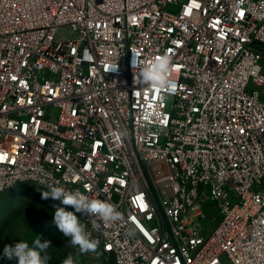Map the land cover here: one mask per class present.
<instances>
[{
  "label": "built area",
  "instance_id": "1",
  "mask_svg": "<svg viewBox=\"0 0 264 264\" xmlns=\"http://www.w3.org/2000/svg\"><path fill=\"white\" fill-rule=\"evenodd\" d=\"M20 184L115 205L79 213L114 264H264V0H0V198Z\"/></svg>",
  "mask_w": 264,
  "mask_h": 264
},
{
  "label": "clouds",
  "instance_id": "2",
  "mask_svg": "<svg viewBox=\"0 0 264 264\" xmlns=\"http://www.w3.org/2000/svg\"><path fill=\"white\" fill-rule=\"evenodd\" d=\"M133 53V70L135 82L149 89L167 90L172 93L175 90L174 82L169 79L172 71L171 57L164 54L154 57L150 62L142 61L138 53ZM117 66H114V69ZM163 99V97H162ZM43 199L59 200L63 206H70L74 211L66 210V207L53 205L55 212L52 223L67 238L70 243L79 248L81 254L96 252L99 241L92 238L91 232L81 223L76 213L98 217L105 224H113L123 221V215L115 205L100 199H93L79 191L66 190L58 184L48 185V189L41 192ZM50 241L35 239L30 246L28 242L20 241L15 245H5L3 258L15 260L16 264H48V248ZM62 264H77L76 259L69 255Z\"/></svg>",
  "mask_w": 264,
  "mask_h": 264
},
{
  "label": "rangeland",
  "instance_id": "3",
  "mask_svg": "<svg viewBox=\"0 0 264 264\" xmlns=\"http://www.w3.org/2000/svg\"><path fill=\"white\" fill-rule=\"evenodd\" d=\"M47 189L36 184H20L0 198V264H16L15 260L3 258L5 245H15L20 241L32 245L35 239L50 241L48 264H62L69 255L77 264H114L112 259L105 260L99 252L81 254L79 248L71 245L70 238L65 237L52 223L56 206H63L59 200L43 199L41 192ZM68 211H74L70 206ZM81 223L83 218L76 213ZM209 225H207L208 227ZM212 227L216 226L214 221ZM87 229V226H86Z\"/></svg>",
  "mask_w": 264,
  "mask_h": 264
},
{
  "label": "crops",
  "instance_id": "4",
  "mask_svg": "<svg viewBox=\"0 0 264 264\" xmlns=\"http://www.w3.org/2000/svg\"><path fill=\"white\" fill-rule=\"evenodd\" d=\"M99 250H100V248H99Z\"/></svg>",
  "mask_w": 264,
  "mask_h": 264
}]
</instances>
